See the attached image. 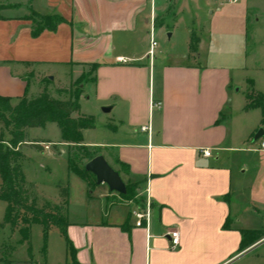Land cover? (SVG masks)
I'll return each mask as SVG.
<instances>
[{
    "label": "crops",
    "instance_id": "1",
    "mask_svg": "<svg viewBox=\"0 0 264 264\" xmlns=\"http://www.w3.org/2000/svg\"><path fill=\"white\" fill-rule=\"evenodd\" d=\"M197 1L195 7L185 4L188 16L178 8L179 25L175 22L169 34V26L160 23L155 34L165 50H154L152 59L148 1L0 0L5 7L0 10V97L13 104L44 89L50 95L86 75L79 105L82 99L97 103L96 111L84 115L102 120L98 125L104 136L86 141L84 132L96 127L83 131V145L98 149L95 157L102 156L121 178L137 184L142 199L148 192L151 201L147 231L134 227L128 211L111 214L110 221L94 213L96 220H69L72 255L62 236L61 248L50 246L47 235L38 261L32 246L29 252L18 238L11 257L3 262L0 256V264H239L256 248L240 251V232L255 231L245 225L254 207L252 198L242 203L236 194L248 189L247 161L255 154L264 161V150L251 146L259 127L264 130L263 112L248 109L246 98L256 85L250 74L264 72V0L226 13L223 0ZM154 3L156 27L157 13L165 12L168 2ZM48 18L62 22L33 35L35 23L43 27ZM196 21L207 36L193 52ZM225 26L237 43L227 55L215 47ZM178 40L180 51L175 50ZM151 101L160 108H151ZM28 135L35 139L31 130ZM45 140L64 144L60 136ZM203 149L211 157L204 158ZM257 164L255 170L264 169ZM235 175L239 180H233ZM133 205V211L140 206ZM172 230L179 233L175 250L167 236ZM1 231L14 234L9 225Z\"/></svg>",
    "mask_w": 264,
    "mask_h": 264
},
{
    "label": "rangeland",
    "instance_id": "2",
    "mask_svg": "<svg viewBox=\"0 0 264 264\" xmlns=\"http://www.w3.org/2000/svg\"><path fill=\"white\" fill-rule=\"evenodd\" d=\"M166 1L168 2V9L165 12L157 13L156 27L154 26L153 33H154L155 41L157 43L155 52L158 51L163 52L165 50L164 44L161 43L156 38V34H155V31L157 32L160 23H163L165 26H169L166 27V30L168 31L167 34H169L171 27L175 24V22H178L177 12L180 6L184 8L185 14H187L188 16V12L186 10L187 8L185 7V4H187L188 7H195L197 3L200 4L197 0H166ZM159 2H162V0H159ZM249 2H256V1L238 0L237 3L235 4H229L226 1H222L223 3L222 9L223 12L226 13L235 8H240ZM196 12H198V10H196ZM202 14L203 12L201 13V15ZM198 21H200V19H198ZM198 21H196L195 26H193L192 35L198 40L202 38L203 41H205L207 33L202 28V22L200 23L201 25H199ZM221 27H223V25H221ZM229 31L230 28L228 26H225L223 30L224 33L221 34L219 41H216L215 47H217V52H219V54L225 53V55H227L237 45L235 36H232V34L229 35ZM174 41H172V44H174ZM205 46L206 45H204V49H203L204 53L206 50ZM260 46L264 50V43L260 44ZM175 47H176L175 48L176 51H180L181 41L178 40ZM246 47L249 50H253V45H251V43H247ZM169 49L170 48L168 46L166 50ZM199 53L200 52H198L196 56H198ZM220 61H225V60L224 59L222 60L221 58ZM86 77L87 76L84 75L82 80L76 83H71L62 89H55L53 93H50V96L57 100L70 99L71 94H75L77 91L80 90V86L82 85ZM251 77H256V85L254 86L255 90H250V89L248 90V94L252 92L254 93L260 92L264 94V72H262V74L259 75L254 74V72H252V74H250V78ZM248 94L246 93V95ZM17 103H13V104L11 103V105L14 106ZM80 106H81L80 114L84 115L86 113H91L96 111L95 108L97 107V103H94L92 99L90 100L82 99L80 102ZM97 109H100L102 111V109L99 107ZM99 123H102V120L95 119V127H96L95 131L90 132L87 130L88 132H84V138L86 141L97 142L103 139L104 131L103 129H101L100 125H98ZM260 129H262L261 126L259 127L258 130ZM31 135H33L35 139L32 138L30 139V136L28 135L27 132L28 143L25 146H22L21 148L22 154L23 155L25 154L27 156L25 157V160L22 163V169L25 178L28 182H31L36 186L37 194L40 199L46 200L51 203L60 202V199L58 200L59 198V192L57 189L58 185L67 189L68 223L69 220L70 222L73 221V222L81 223V221H86V220L92 221V220H96L97 218L98 219L101 218L104 221L106 220L110 221V219H112L111 216L114 215V213L122 214L128 211L132 214L134 208L133 201H126L122 199L120 194L109 191L106 185H97L96 179L93 176L90 178L91 184L87 185L77 176L71 174L68 171L67 168L68 159L73 162L74 166L80 169H83L85 164L89 162V160L85 157L84 152H77L72 146H69L67 144H60L55 147L50 145L48 150H46L44 148V144H42L41 146L43 147V152H38L35 151L33 146L29 145V143L34 141H42L45 139L54 140L59 138L60 132L55 124H48L45 127V129H40V128L31 129ZM6 138H8L7 134H6ZM262 140H264V136L258 141L255 142L252 141L251 146H253V148L255 149H259L260 142ZM88 150L91 155L94 154L93 156H95V154L98 153L99 151L98 149L94 150L89 148ZM56 154L63 156L56 157ZM238 159L239 157H237V160ZM259 162L264 164V161H261L257 154L253 155V157H251V159L247 161V164L249 166V171L246 174L245 179L248 189L244 193H237L236 195H238V198L242 203H245L248 201V199L250 200V198H252L254 208L251 209L252 213H249L251 217H248L246 219L245 225L246 227H249V229L259 231L261 232L260 234L264 235V169L261 168L260 171L255 170L257 166H260V164H257ZM121 171L122 173H124V169H122ZM235 176L236 177H234L233 180L236 179L239 180V177H237V175ZM121 179L124 182V184L126 185L130 184L125 180V177L122 176ZM141 198L142 196L139 195L138 191H136V198L134 202L137 204V202ZM5 206L6 204L0 201V222H2L4 216ZM87 213H89V216L86 215ZM94 213L98 214L97 218L96 216L93 215ZM105 214L106 216L110 215V218L105 217ZM249 214L247 216H249ZM18 226L20 228H25L24 225L22 224H19ZM41 231L43 232L40 226L37 225L32 226L30 228L29 242L25 243L27 244V246L29 245L30 247L32 246L34 256L38 261H42V255L39 254L40 248L41 246L44 247V245H46L47 242L46 241L44 244L43 234L41 233ZM17 232L18 229H14V234H12L9 237L7 233L2 231L0 232V250L3 249L6 254L10 251L12 246L15 245V243L17 242L18 238L19 239L21 238L19 233L18 235H16ZM48 235H49L50 246L55 247L56 245H58L62 248L64 241L61 235L59 234L58 230L52 229L48 233ZM255 245H257L256 248L251 251L250 255H248L242 261H240L239 264H249V262H252L253 264H264V236L262 239L256 242ZM256 256H260L259 260L255 259ZM35 264H41V262L40 263L36 262Z\"/></svg>",
    "mask_w": 264,
    "mask_h": 264
},
{
    "label": "trees",
    "instance_id": "3",
    "mask_svg": "<svg viewBox=\"0 0 264 264\" xmlns=\"http://www.w3.org/2000/svg\"><path fill=\"white\" fill-rule=\"evenodd\" d=\"M5 7L0 6V10ZM43 27L35 23L33 35H37L43 28L54 30L62 20L60 18L44 19ZM199 40L191 36V49L197 51ZM81 91L70 95L68 100H57L52 98L46 91L32 98H22L14 106L10 100L0 97V201L6 204L3 220L0 229L9 225L18 229L20 244L28 243L30 228L34 225L40 226L43 230L44 244L47 235L52 229L59 231L68 245V251L72 255L73 250L66 238V229L69 226L67 218L68 191L58 185L59 203H51L40 199L36 186L25 178L22 163L25 156L21 152L22 146L27 141V132L31 129L44 128L47 124H55L60 132L61 143L72 146L77 152H84L85 157L90 161L95 156L90 154L87 147L83 145V131L92 130L95 127V119L92 116L80 114L79 97ZM247 108H261L264 117V96L260 93L247 95ZM74 115H76L74 117ZM6 134L8 138H6ZM42 144L57 146L49 141H34L29 143L35 151L43 152ZM68 171L87 185H90L91 173L74 166L71 160H67ZM94 177V176H93ZM126 193L120 194L126 201H135L137 184H125ZM144 199L137 203L142 206ZM22 224L25 228H20ZM259 231L243 230L240 232V251H243L264 235ZM29 245V244H28ZM45 248V245H44ZM31 247L28 246L30 252ZM1 260L7 262L11 257V249L6 254L0 250Z\"/></svg>",
    "mask_w": 264,
    "mask_h": 264
},
{
    "label": "built area",
    "instance_id": "4",
    "mask_svg": "<svg viewBox=\"0 0 264 264\" xmlns=\"http://www.w3.org/2000/svg\"><path fill=\"white\" fill-rule=\"evenodd\" d=\"M150 2L151 4V14H150V32H149V38H150V48L148 52V56L150 58L153 57L154 50L157 47V43L154 38V24H155V15H154V2L155 0H145ZM228 2L229 4L236 3L238 0H223ZM117 62L119 63H126V61L123 58H117ZM151 108H160V103H155L151 101L150 103ZM141 130L143 132H149V127H142ZM50 145H44V148L46 150L49 149ZM260 150H264V143H261L259 146ZM201 155L204 158H209L211 157V153L207 149L201 150ZM132 217L134 218V227L135 228H143L146 231L148 230L149 227V221L151 219V201L149 198V194H147L144 197V201L142 203V206H139L136 208L134 211H132ZM167 236L170 239V249L175 250L179 246V233L176 230H172L169 233H167Z\"/></svg>",
    "mask_w": 264,
    "mask_h": 264
},
{
    "label": "water",
    "instance_id": "5",
    "mask_svg": "<svg viewBox=\"0 0 264 264\" xmlns=\"http://www.w3.org/2000/svg\"><path fill=\"white\" fill-rule=\"evenodd\" d=\"M109 111L110 108H102L104 113ZM263 136L264 130L260 129L254 134L253 141H258ZM84 169L95 177L97 185H106L109 191L118 194L126 193V187L120 175L107 164L102 156H97L87 162Z\"/></svg>",
    "mask_w": 264,
    "mask_h": 264
}]
</instances>
